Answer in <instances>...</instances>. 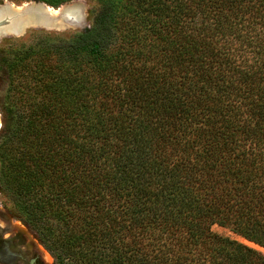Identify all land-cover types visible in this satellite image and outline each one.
Here are the masks:
<instances>
[{"label":"trees","instance_id":"1","mask_svg":"<svg viewBox=\"0 0 264 264\" xmlns=\"http://www.w3.org/2000/svg\"><path fill=\"white\" fill-rule=\"evenodd\" d=\"M96 1L0 54L14 214L57 264H264L212 230L264 247V0Z\"/></svg>","mask_w":264,"mask_h":264},{"label":"rangeland","instance_id":"2","mask_svg":"<svg viewBox=\"0 0 264 264\" xmlns=\"http://www.w3.org/2000/svg\"><path fill=\"white\" fill-rule=\"evenodd\" d=\"M27 2L19 0H0V5L9 4L13 6V9L25 8ZM19 6V7H18ZM17 7V8H16ZM99 4L96 0H69L61 5L59 10L52 9L56 13L53 15L61 16L65 13H75L74 20L60 19L55 27H42L38 25H32L27 27L20 34L13 33H0V54L5 52L10 45L18 44L19 42L29 41L32 39L33 34H53L61 36H72L74 34L85 32L93 23L94 18L98 12ZM9 93L8 81L5 76L0 72V136L3 131L4 121V109L6 96ZM3 147L0 140V159L2 158ZM1 161V160H0ZM3 164L0 162V234L5 238H13V244L22 251L25 255L23 260H28L31 257L37 258L40 264H57L55 258L48 252L43 246L42 242L36 235V233L30 229L26 222L21 221V217H17L14 214V205L12 199L5 190L4 185L1 184V170ZM21 218V219H20ZM24 220V219H23ZM212 230L220 235L229 236L230 238L242 241L264 254V247L257 245L253 242L247 241L230 229L220 226L218 224L213 225ZM133 238V237H132ZM12 242V240H11ZM133 264V256L131 258ZM0 264H6L0 261ZM16 264H27L24 261H19Z\"/></svg>","mask_w":264,"mask_h":264},{"label":"water","instance_id":"3","mask_svg":"<svg viewBox=\"0 0 264 264\" xmlns=\"http://www.w3.org/2000/svg\"><path fill=\"white\" fill-rule=\"evenodd\" d=\"M26 4L29 5L19 10L11 8L8 9L6 11V17H0V33L20 34L29 26L38 25L48 27L43 23L47 22L53 24L57 23L60 19L75 21V13H65L61 16H57L48 12L51 8L59 10L61 6L55 8L44 2L35 0L27 2ZM32 6H34V9H29Z\"/></svg>","mask_w":264,"mask_h":264},{"label":"flooded vegetation","instance_id":"4","mask_svg":"<svg viewBox=\"0 0 264 264\" xmlns=\"http://www.w3.org/2000/svg\"><path fill=\"white\" fill-rule=\"evenodd\" d=\"M12 240V242H11ZM13 238L2 237L0 234V261L6 264H16L19 261H24L27 264H40L37 258L31 257L28 260H23L25 255L13 243Z\"/></svg>","mask_w":264,"mask_h":264},{"label":"bare ground","instance_id":"5","mask_svg":"<svg viewBox=\"0 0 264 264\" xmlns=\"http://www.w3.org/2000/svg\"><path fill=\"white\" fill-rule=\"evenodd\" d=\"M13 9V6H11V5H9V4H3V5H0V17H6V15H7V10L8 9ZM17 8V7H16ZM29 9H34V6H32L31 8H29ZM48 12H51V13H56V11H53L52 12V8L51 9H49V11ZM43 24H45L46 26H48V27H50V26H56L57 25V23H43Z\"/></svg>","mask_w":264,"mask_h":264}]
</instances>
